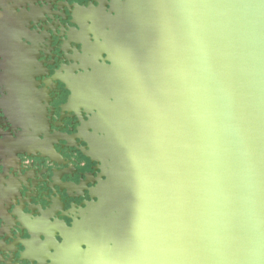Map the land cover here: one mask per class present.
Here are the masks:
<instances>
[{"label":"water","instance_id":"95a60500","mask_svg":"<svg viewBox=\"0 0 264 264\" xmlns=\"http://www.w3.org/2000/svg\"><path fill=\"white\" fill-rule=\"evenodd\" d=\"M102 10L85 20L82 72L57 77L66 107L88 115L81 151L98 186L73 229L35 232L37 253L46 264H264V0Z\"/></svg>","mask_w":264,"mask_h":264},{"label":"flooded vegetation","instance_id":"af4514ba","mask_svg":"<svg viewBox=\"0 0 264 264\" xmlns=\"http://www.w3.org/2000/svg\"><path fill=\"white\" fill-rule=\"evenodd\" d=\"M111 1L0 0V264L48 263L35 232L73 229L92 201L101 171L81 151L88 115L66 107L72 91L57 77L82 72L85 20H103Z\"/></svg>","mask_w":264,"mask_h":264}]
</instances>
